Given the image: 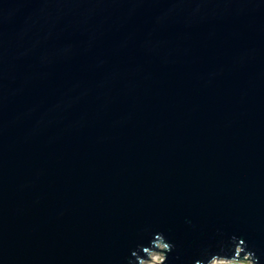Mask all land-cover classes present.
<instances>
[{"label":"water","instance_id":"1","mask_svg":"<svg viewBox=\"0 0 264 264\" xmlns=\"http://www.w3.org/2000/svg\"><path fill=\"white\" fill-rule=\"evenodd\" d=\"M153 250L264 264V0H0V264Z\"/></svg>","mask_w":264,"mask_h":264},{"label":"rangeland","instance_id":"2","mask_svg":"<svg viewBox=\"0 0 264 264\" xmlns=\"http://www.w3.org/2000/svg\"><path fill=\"white\" fill-rule=\"evenodd\" d=\"M163 246L158 244V249H162ZM160 250H153L148 254V258L141 260L140 264H158L163 259V253ZM210 264H251L248 260H238V261H225L217 260L213 261Z\"/></svg>","mask_w":264,"mask_h":264},{"label":"bare ground","instance_id":"3","mask_svg":"<svg viewBox=\"0 0 264 264\" xmlns=\"http://www.w3.org/2000/svg\"><path fill=\"white\" fill-rule=\"evenodd\" d=\"M214 261H217V260H214Z\"/></svg>","mask_w":264,"mask_h":264}]
</instances>
